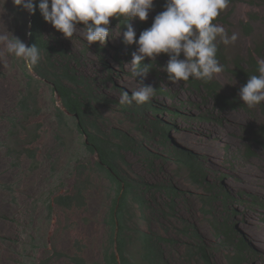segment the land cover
Masks as SVG:
<instances>
[{"label":"rangeland","instance_id":"rangeland-1","mask_svg":"<svg viewBox=\"0 0 264 264\" xmlns=\"http://www.w3.org/2000/svg\"><path fill=\"white\" fill-rule=\"evenodd\" d=\"M246 1L239 0L230 27L221 25L229 37H237L234 43H222L230 61L246 55L258 40L264 39V0H256L257 5ZM159 2L154 0L147 21L153 22L160 13ZM253 12H258L262 19L254 22L255 34L249 37L243 23L249 21ZM138 22V18L131 21L136 38L141 33ZM30 27L31 15L26 10L15 6L12 0H0V34L7 31L29 46ZM109 27L112 30L109 60L120 72L121 87L130 93L140 85L154 87L157 81L150 72L134 77L130 62L136 52L135 43L123 42L124 30L114 18H110ZM47 31L74 53H81L84 44H88L82 29L70 40L52 26ZM93 51L88 52L89 61L82 69L87 74L100 70ZM167 60L159 55L151 62L160 63L156 68L164 74L162 67ZM31 77L35 79L32 83ZM213 79L222 84L227 96L242 87L225 69ZM163 80L161 85L169 95L159 100L169 111L180 115H174L179 128L175 138L181 146L203 157L213 183L226 185L235 196L238 214L234 221L258 250L257 256L245 264H264V148L254 134L256 127L264 125V102L251 109L245 105V108L222 110L206 101L203 93L192 90L187 81L172 85L167 78ZM30 90L41 113L26 121L20 102ZM109 95L119 102V91L111 88ZM60 106L51 84L34 70L29 72L22 59L7 54L5 44L0 42V264H41L48 258H51L50 264H76L71 257H81L85 264H104V253L112 236L108 219L116 191L94 169L97 157L86 149V138L73 121L66 129L60 127L57 119ZM100 110L105 118V131L120 128L138 135L118 104L102 106ZM13 120L19 124L17 128ZM39 125L38 139L31 144ZM150 147L162 157L154 169L147 166L144 158L128 153L125 174L132 180L153 185L170 180L182 191L183 197L178 199L174 212L166 207L162 213L152 203L143 211L132 204L129 226L173 239L174 246L165 247L171 264H207L201 257H190L189 253L195 251L199 242L185 231L194 227L204 237L213 264H232L235 251L217 236L215 229V224L221 222L220 215L225 218L226 212L218 205L215 209L205 206L207 190L196 185L186 170L169 160L159 145ZM28 149L37 155L36 160ZM249 150L254 153L252 157L248 155ZM80 179L86 182V206L66 209L54 203L56 197L72 194Z\"/></svg>","mask_w":264,"mask_h":264},{"label":"trees","instance_id":"trees-1","mask_svg":"<svg viewBox=\"0 0 264 264\" xmlns=\"http://www.w3.org/2000/svg\"><path fill=\"white\" fill-rule=\"evenodd\" d=\"M35 2L38 5L39 0H35ZM164 3L165 0H160V12L164 10ZM238 3L239 0H229L228 7L213 23L230 27L231 18ZM245 3L258 4L256 0H248ZM261 19L258 12L250 13L249 21L243 23V29L247 36L253 37L255 34L254 22ZM114 21L124 31L126 30L123 26L125 21L116 19ZM151 24V21L146 20L139 21L137 26L142 32ZM50 26L51 24L43 20L37 7L35 13L31 14L29 46L35 44L38 47L40 61L33 70L42 80L51 84L53 94L61 102V106L57 109L60 127L66 129L71 126L70 122L73 121L75 128L86 138V149L97 157L94 169L105 177L116 191L108 219L112 236L110 246L104 253V264H171L165 247L174 246V240L145 232L139 228H132L128 221L132 204L138 205L143 211L149 209L148 205L152 203L154 206H158L159 210L161 208L162 213L166 207L174 212L178 199L183 197L182 191L170 180L153 185L145 181L132 180L125 174L124 166L128 165V153L144 158L147 166L154 169L157 160L162 159L160 154L150 149V146L156 144L166 152L169 160L171 159L178 165L179 169L189 173L191 180L196 185L207 190L208 196L204 197L205 206L215 209V205H218L222 208L221 210L226 212L225 218L220 215L221 222L215 224V229L217 236L235 251L231 260L232 264H245L252 257L257 256L258 250L249 243L234 221V217L238 214V211L235 210L237 208L235 196L226 185L218 186L213 183L210 178V169L203 157L194 150L181 146L175 138V132L179 128L174 120V115L176 117L180 115L169 111L159 100L161 96L169 95L161 85L167 75L159 72L156 68L160 63L145 61V63L150 62L151 70L149 72L157 81L153 87L154 93L150 101L139 106L120 104L109 95L111 88L119 91L120 94L122 91H126L118 80L121 76L120 72L109 60L108 51L112 46L109 40L104 46H100L98 42L92 46L85 43L81 53H74L65 47L59 38L49 36L47 29ZM90 50H94L93 53L100 70L87 74L82 69L89 61L88 52ZM161 55L168 59L167 55ZM216 58L223 69L236 77L243 86L250 76L259 75V63L261 59H264V39L258 40L246 55H238L232 61H230L225 47L218 40ZM140 67L142 68L143 65ZM33 80L35 81L31 77V83ZM187 82L192 90L203 93L204 99L213 102L217 108H222V110L245 108L239 98V89L231 96H227L223 92L222 84L214 79L205 82L189 78ZM128 93L131 95L130 92ZM114 103L119 105L127 119L132 122L138 135H133L120 128L110 131L103 129L105 118L100 109L102 106ZM20 108L26 121L41 113L31 90L29 95L20 102ZM12 122L17 128L19 124L15 120ZM40 129V125L36 127L35 139L31 144L37 141ZM254 134L256 141L264 148V125L256 127ZM28 153L32 159H37V155L32 150L28 149ZM248 155L252 157L254 153L249 150ZM85 184L86 182L83 183V180L80 179L72 194L60 195L56 197L54 203L66 209L86 206ZM185 234L199 242V246L194 248L195 251L189 253L190 257L192 259L201 257L207 264H213L212 255L201 233L196 228L189 227ZM71 259L76 264L86 263L81 257H71ZM50 261L51 258H48L41 264H50Z\"/></svg>","mask_w":264,"mask_h":264},{"label":"clouds","instance_id":"clouds-1","mask_svg":"<svg viewBox=\"0 0 264 264\" xmlns=\"http://www.w3.org/2000/svg\"><path fill=\"white\" fill-rule=\"evenodd\" d=\"M15 6L34 14L37 7L46 23L65 39L73 37L78 29L83 30L88 46L98 42L104 46L111 33L110 18L123 20V42L136 45L131 64L134 77L146 75L149 63L161 54L168 56L162 70L172 85L189 78L211 81L223 71L216 58L217 42L228 45L236 36L229 37L222 26L213 21L228 7L229 0H165L164 10L155 15L151 26L136 38L131 21H146L154 0H12ZM80 25V27H78ZM6 31L0 34L7 54L20 58L31 72L40 61V50L26 44ZM119 35V34H118ZM181 56L183 58H181ZM150 61L145 63V60ZM143 65L141 68L140 66ZM138 69V70H135ZM259 75H252L239 89V98L248 108L264 102V61L259 63ZM152 86H142L131 92L122 91L120 104L137 106L150 101Z\"/></svg>","mask_w":264,"mask_h":264}]
</instances>
